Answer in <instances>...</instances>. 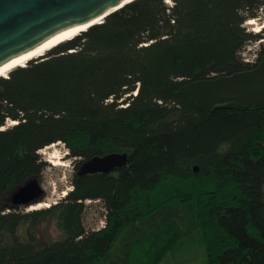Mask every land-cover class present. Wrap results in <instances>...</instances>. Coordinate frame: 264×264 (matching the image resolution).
<instances>
[{
  "label": "trees",
  "instance_id": "1",
  "mask_svg": "<svg viewBox=\"0 0 264 264\" xmlns=\"http://www.w3.org/2000/svg\"><path fill=\"white\" fill-rule=\"evenodd\" d=\"M164 1L135 0L0 78V264H100L130 227L174 206L197 222L204 264H264V107L207 114L179 93L258 65L264 43L254 65L239 54L263 40L245 23L264 22V0ZM55 143L74 160L71 189L22 213L8 198L40 188L38 152ZM109 154L126 164L76 175ZM92 201L104 225L86 232ZM47 218L62 239L19 240Z\"/></svg>",
  "mask_w": 264,
  "mask_h": 264
},
{
  "label": "water",
  "instance_id": "2",
  "mask_svg": "<svg viewBox=\"0 0 264 264\" xmlns=\"http://www.w3.org/2000/svg\"><path fill=\"white\" fill-rule=\"evenodd\" d=\"M133 1L0 0V68L32 53L66 31L87 26L76 35L79 36ZM16 68L19 67H13L7 74ZM179 93L207 114L222 109L240 111L263 108L264 55L251 71L187 83L179 89ZM126 160L125 154L95 157L81 163L76 175L109 174L122 168ZM40 197L41 188L34 181H29L11 194L8 201L11 205L29 208L39 204L36 201Z\"/></svg>",
  "mask_w": 264,
  "mask_h": 264
},
{
  "label": "rangeland",
  "instance_id": "3",
  "mask_svg": "<svg viewBox=\"0 0 264 264\" xmlns=\"http://www.w3.org/2000/svg\"><path fill=\"white\" fill-rule=\"evenodd\" d=\"M165 3V1H164ZM253 26L245 27L249 32L264 33V22L255 19ZM257 28L258 31L254 32ZM263 40L248 43L243 50L248 53L259 52ZM256 46V47H255ZM52 152L60 154L63 167H54L49 162ZM42 162L47 167L40 176L42 200L40 203L55 205L70 191V180L75 170L74 160L67 159V151L62 144L57 143L53 148H43L38 152ZM66 193L63 195V193ZM39 203V204H40ZM34 206V205H33ZM30 208V207H29ZM20 208L22 213L36 210ZM47 208H42L47 209ZM40 210V209H38ZM104 212L99 202H85L82 214V225L86 232L98 231L104 225ZM28 235L39 242L47 243L60 240L63 235L51 218L37 221L29 232L25 225L19 227L17 237L25 241ZM122 237V236H121ZM113 245L100 264H107L114 256L123 264H204L205 250L201 239L199 226L188 213V209L180 206L168 207L150 217L143 223L134 224Z\"/></svg>",
  "mask_w": 264,
  "mask_h": 264
},
{
  "label": "bare ground",
  "instance_id": "4",
  "mask_svg": "<svg viewBox=\"0 0 264 264\" xmlns=\"http://www.w3.org/2000/svg\"><path fill=\"white\" fill-rule=\"evenodd\" d=\"M96 23V22H95ZM247 26H253L254 25V21L253 20H249L245 23ZM86 27H82V28H77V29H71L69 31L64 32L63 34L57 36L56 38L48 41L47 43H45L44 45H42L41 47H39L38 49H36L35 51H33L30 54H27L23 57H20L6 65H4L3 67L0 68V77H5L7 72L12 69L13 67H21L25 64L26 61H28L29 59H33L36 57H39L40 55L44 54L45 51L55 47L56 45L62 43L63 41L66 40H70L73 37H75L80 31H84ZM258 29L255 28L254 32H257ZM10 124H13L12 122ZM55 144L49 145L47 147H45L46 150H49L51 148H53ZM50 160L49 162L51 163L52 166L54 167H63L64 163L61 160L60 154H58L57 152H52L51 155L48 157ZM66 193L64 192L63 195H65ZM48 204L46 203H40L34 206H31L29 208V210H38V209H42V208H47Z\"/></svg>",
  "mask_w": 264,
  "mask_h": 264
},
{
  "label": "built area",
  "instance_id": "5",
  "mask_svg": "<svg viewBox=\"0 0 264 264\" xmlns=\"http://www.w3.org/2000/svg\"><path fill=\"white\" fill-rule=\"evenodd\" d=\"M165 4L170 7L172 5V2H171V0H165ZM248 52H250V51L246 52V51L242 50L239 54L240 59L244 64L254 65L258 59V52L257 53L253 52V54H250Z\"/></svg>",
  "mask_w": 264,
  "mask_h": 264
},
{
  "label": "crops",
  "instance_id": "6",
  "mask_svg": "<svg viewBox=\"0 0 264 264\" xmlns=\"http://www.w3.org/2000/svg\"><path fill=\"white\" fill-rule=\"evenodd\" d=\"M125 233L122 235V237L125 235ZM107 264H123V263H122L121 259L119 260L116 256H114V258L111 261H109Z\"/></svg>",
  "mask_w": 264,
  "mask_h": 264
}]
</instances>
